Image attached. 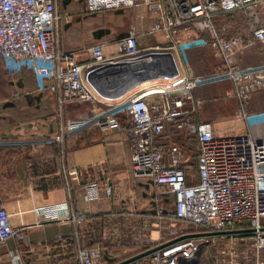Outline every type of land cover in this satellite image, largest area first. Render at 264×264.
Returning <instances> with one entry per match:
<instances>
[{
  "label": "built area",
  "instance_id": "built-area-1",
  "mask_svg": "<svg viewBox=\"0 0 264 264\" xmlns=\"http://www.w3.org/2000/svg\"><path fill=\"white\" fill-rule=\"evenodd\" d=\"M88 12L146 8L139 14L147 32L160 36L142 45L136 24L109 46L94 43L77 50L62 46V25L74 16L59 10V0H0V57L8 72L34 74L37 90H49L57 100L60 126L52 140L65 153L69 136L84 129H125L130 140L131 163L137 177H148L175 196L173 210L159 206L143 219L145 226L174 223L197 230L252 229L239 233L245 247L241 261L264 264V141L250 130L218 136L211 121H196L203 99L194 93L199 78L191 70L186 51L207 43L221 55L211 76L229 77L232 96L247 100L264 89V71L245 68L237 57L264 42V0H84ZM224 16L217 27L216 20ZM147 78L134 85L135 80ZM148 83L151 87L146 89ZM152 89V93H146ZM72 114L67 116V110ZM240 118L251 121L254 115ZM179 140L196 156L199 181H189ZM197 140L198 147L193 146ZM73 170L71 173H76ZM100 183L86 185L88 202L100 199ZM111 195L110 186L106 188ZM33 212L46 220L81 224L86 218L70 202L36 205ZM170 221V222H169ZM159 223V224H158ZM173 227V224H169ZM193 231L171 229L167 243ZM11 214L0 206V264H24L20 253L2 251L13 236ZM212 236L188 237L158 248L145 257L148 264H182L190 261ZM79 264H115L104 258V246L83 247L77 241Z\"/></svg>",
  "mask_w": 264,
  "mask_h": 264
},
{
  "label": "crops",
  "instance_id": "crops-1",
  "mask_svg": "<svg viewBox=\"0 0 264 264\" xmlns=\"http://www.w3.org/2000/svg\"><path fill=\"white\" fill-rule=\"evenodd\" d=\"M63 1L59 0V10L73 14L76 24L72 26L76 27L70 28L69 32L77 35V30H85L91 22L90 13L93 12L86 10L84 0H65L67 8L63 10ZM126 10H129L133 24L137 25L142 45L154 44L161 39L146 30L152 22L151 17L145 21L140 19L139 14L146 8L131 7ZM224 19V16H220L216 20L217 27ZM72 36L68 33L64 35L62 46L65 50L91 45L84 44L81 33L79 41L75 39L73 42ZM205 39L207 43L186 51L191 70L199 78L194 82V93L204 101L195 120L213 122L217 135L222 137L248 130L253 134L254 130L263 129L264 89L247 100L232 96L234 83L229 77L211 76L215 66L222 62V57L212 47L210 37L206 36ZM95 41L107 43L100 32L99 39ZM237 62L242 67L264 71V42L239 54ZM26 75H30L31 79L24 80ZM11 80L13 83L8 88L15 96L14 105L6 108L11 111L0 114V181L6 184V195L0 197V206L7 208L12 224L25 238L19 242L16 236L11 237L2 251H15L23 257L22 253L27 249L32 253L46 254L47 264H79L76 258L78 240L83 245L99 244V234L106 239L114 233L129 234L132 229L144 226L143 219L152 216L160 204L157 201L154 211L147 213L148 201L140 192L141 179L133 171L126 130L100 127L81 130L67 138L65 153L62 154L58 144L52 140L61 122L56 113V96L49 90H37L31 70L12 75ZM152 92L151 89L146 93ZM9 102V97L0 101L1 106ZM71 112L68 109L67 116ZM243 113L254 115L256 119L244 120L240 118ZM224 122H231V126H226ZM179 142L184 157L189 160V181L198 182L196 156L192 155L187 143ZM198 145V141L193 140V146ZM194 168L196 173L193 172ZM73 170L77 172L72 174ZM91 181L100 183V199L88 202L84 194L86 185ZM108 186L112 189L111 195L107 194ZM158 188H161L160 194L172 197L175 207V196L165 192L164 187ZM56 202H70L75 211L84 212L87 218L80 225L69 220L48 221L44 217H37L32 210L36 205ZM105 242L104 258L107 259L110 256L108 243ZM125 244L128 242L125 241Z\"/></svg>",
  "mask_w": 264,
  "mask_h": 264
},
{
  "label": "rangeland",
  "instance_id": "rangeland-1",
  "mask_svg": "<svg viewBox=\"0 0 264 264\" xmlns=\"http://www.w3.org/2000/svg\"><path fill=\"white\" fill-rule=\"evenodd\" d=\"M61 8L63 10L67 8V3L65 2V0L63 1V7ZM94 16L95 17L91 16V22L88 23V25L85 27V30H77V35L72 32H69L70 28L74 29L76 27V25L72 26L73 24H76L75 21L72 24L64 23L63 29L61 31L62 42L63 37L64 35H66V33H68V35L73 34V36L71 37L73 42H75V39H78L79 41V35L81 33V35H84L83 38H81L84 44H92L94 42H97L95 40L99 39L100 32V34L103 35V41H107L106 44L111 46L114 44L116 39L121 36H124L130 26L134 23L129 10L105 11ZM99 21L101 22L102 27L100 29ZM76 36H78V38H76ZM4 73L7 74L0 59V101H3L6 97H9V101H11L8 105L6 104L3 106H1L2 104L0 103V114L5 112L6 110L11 111V109L6 108H10L14 105L13 100L15 98V96L12 95L13 93H10V88H8L13 83L11 80L12 75L8 74L7 77ZM29 78L31 79L30 75L24 76V80ZM224 124H226V126H231V122H224ZM226 130L229 131L230 128H227ZM253 137L256 141H264V128L258 131L254 130ZM193 172L196 173L195 168L193 169ZM140 179V192L143 197L146 198L149 205L147 213H152L154 211L157 205V201L160 206H162L165 210L168 211L173 209L174 203L170 195L160 194L161 188L156 187L148 177H140ZM5 190L6 184L0 181V197H5ZM169 224H173V227H170ZM173 228L185 231L202 232L200 230H197L193 225L177 221L174 223L170 222L166 225L160 224L159 226H138L137 229H132L129 234L123 235L119 233H114L113 235L107 236L106 239L101 234H99V241L104 242L106 240L105 243H108L109 249L107 251L110 256V258L107 259L116 261L117 263L133 255H136L146 250L148 246L163 240V237L167 236ZM16 237L19 242L22 241L23 238H25V236L23 238L22 236ZM125 241H127L128 244L123 245ZM243 243L244 241L241 239V236L239 234L212 236L209 238L207 243H205L204 247L196 255V257L190 261V264H232V262H239L241 261V252L245 250V247H242ZM71 255L75 256V253H72ZM22 256V259L24 258V264H47V258H45L46 254L40 255L39 252L32 253L27 251L26 249L22 253ZM187 263V261L182 262V264ZM131 264H148V259L143 258Z\"/></svg>",
  "mask_w": 264,
  "mask_h": 264
},
{
  "label": "water",
  "instance_id": "water-1",
  "mask_svg": "<svg viewBox=\"0 0 264 264\" xmlns=\"http://www.w3.org/2000/svg\"><path fill=\"white\" fill-rule=\"evenodd\" d=\"M147 78L145 77H142L140 79H137L135 80L134 82V85L136 84H139L143 81H146ZM264 229V227H263ZM252 229H232V230H223V231H207V232H193V233H188V234H185V235H182L176 239H173L172 241H169L167 243H163V244H160V245H156L154 247H151L149 249H146L136 255H133L123 261H120V262H117L115 264H131L137 260H140V259H143L145 258L147 255H149L151 252L157 250L158 248H161L163 246H165L166 244L170 243V242H174V241H177V240H181V239H184V238H188V237H202V236H222V235H232V234H239V233H242V232H248Z\"/></svg>",
  "mask_w": 264,
  "mask_h": 264
},
{
  "label": "trees",
  "instance_id": "trees-1",
  "mask_svg": "<svg viewBox=\"0 0 264 264\" xmlns=\"http://www.w3.org/2000/svg\"><path fill=\"white\" fill-rule=\"evenodd\" d=\"M121 10H122V11H123V10H126V8H123V9H113V11H121ZM106 11H112V10H106ZM101 12H105V11L93 12V13H90V14H92V15H90V16L95 17L94 14L98 15V14L101 13ZM121 37H122V36H121ZM0 59H1L2 63H3L4 69L6 70L7 74H9V75H13V74H11L10 72L7 71V69H6L5 65H4V62H3V60H2L1 57H0ZM99 244H101V245L104 246V244H103L102 241H99ZM99 244H98V243H95V244H93V245H83V242L81 241V245H82L83 247H93V246H96V245H99ZM109 251H110V250H109ZM190 261H191V260H190ZM190 261H187V262H188L187 264H190ZM115 262H116V261H115ZM191 264H192V263H191Z\"/></svg>",
  "mask_w": 264,
  "mask_h": 264
},
{
  "label": "bare ground",
  "instance_id": "bare-ground-1",
  "mask_svg": "<svg viewBox=\"0 0 264 264\" xmlns=\"http://www.w3.org/2000/svg\"><path fill=\"white\" fill-rule=\"evenodd\" d=\"M146 89L150 88L151 86L148 83L144 86Z\"/></svg>",
  "mask_w": 264,
  "mask_h": 264
}]
</instances>
